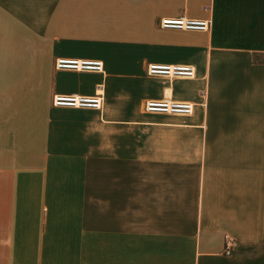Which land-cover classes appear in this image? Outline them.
<instances>
[{
    "label": "crops",
    "instance_id": "1",
    "mask_svg": "<svg viewBox=\"0 0 264 264\" xmlns=\"http://www.w3.org/2000/svg\"><path fill=\"white\" fill-rule=\"evenodd\" d=\"M0 264H264V0H0Z\"/></svg>",
    "mask_w": 264,
    "mask_h": 264
},
{
    "label": "built area",
    "instance_id": "2",
    "mask_svg": "<svg viewBox=\"0 0 264 264\" xmlns=\"http://www.w3.org/2000/svg\"><path fill=\"white\" fill-rule=\"evenodd\" d=\"M209 19L179 17L175 19L164 18L160 24L163 28H171L184 31L207 32L210 28ZM57 69L82 71V72H102L103 62L101 60H91L83 58L59 57L55 60ZM147 73L154 76H168L193 78L196 74L194 66L190 64H159L150 63L147 65ZM202 97L206 96V91L201 92ZM55 106L72 108H89L99 110L102 107L101 94L91 96L78 94H56L53 96ZM144 109L149 113H162L178 116H190L194 111V104L188 101H178L165 97L158 100H148ZM233 238L225 237V254H230Z\"/></svg>",
    "mask_w": 264,
    "mask_h": 264
}]
</instances>
